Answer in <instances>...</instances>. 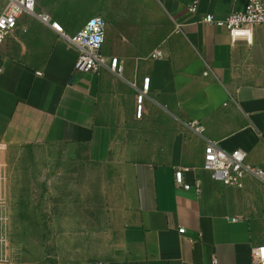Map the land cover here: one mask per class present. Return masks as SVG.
I'll use <instances>...</instances> for the list:
<instances>
[{
    "label": "crops",
    "instance_id": "obj_1",
    "mask_svg": "<svg viewBox=\"0 0 264 264\" xmlns=\"http://www.w3.org/2000/svg\"><path fill=\"white\" fill-rule=\"evenodd\" d=\"M193 1L36 0L70 35L103 16V52L119 58L122 73L108 65L76 72L78 48L36 17L20 16L0 47V142L59 146L101 171L94 208L60 230L90 234L79 247L0 264H255L264 182H219L204 168V153L213 140L264 165V25L252 43L234 40L203 16L225 18L247 0H199L197 12ZM178 170L190 189L177 186Z\"/></svg>",
    "mask_w": 264,
    "mask_h": 264
},
{
    "label": "rangeland",
    "instance_id": "obj_2",
    "mask_svg": "<svg viewBox=\"0 0 264 264\" xmlns=\"http://www.w3.org/2000/svg\"><path fill=\"white\" fill-rule=\"evenodd\" d=\"M2 159L8 220L0 252L8 259L45 260L69 243L79 247L90 234L60 230L64 220L79 224L94 208L95 173L101 169L54 145L8 146Z\"/></svg>",
    "mask_w": 264,
    "mask_h": 264
},
{
    "label": "built area",
    "instance_id": "obj_3",
    "mask_svg": "<svg viewBox=\"0 0 264 264\" xmlns=\"http://www.w3.org/2000/svg\"><path fill=\"white\" fill-rule=\"evenodd\" d=\"M199 0H194L189 9L197 12ZM29 14L36 17L42 24L52 28L63 39L78 48V56L75 62V71L88 73L99 71L104 66H110L118 73H122L123 67L118 57H107L103 52L106 37L107 21L103 16H95L88 20L84 28L78 33L70 35L63 24L55 19L52 14L38 10L36 0H6L0 13V47L6 42L9 34L15 30L21 15ZM203 21L209 24L225 27L234 40L241 38L252 43L254 29L264 25V0H247L242 10H234L225 18H218L213 13L203 16ZM153 57H162V52H154ZM208 73V71H207ZM151 77L144 78L142 93L138 95V116L143 113V100L150 88ZM197 131H203L200 124H196ZM264 137V135H263ZM8 145L0 142V242H4L7 231L6 208V164L2 159ZM247 153L241 148L227 151L217 141H209L204 153V168L209 170L215 180L226 185L244 186L245 179L249 176L256 177L264 182V165H253L246 161ZM177 186L190 189L191 184L185 182L183 170L176 172ZM182 234L186 228L179 229ZM255 264H264V244L252 249ZM7 256L0 252V261L7 260ZM214 264H218L217 258Z\"/></svg>",
    "mask_w": 264,
    "mask_h": 264
}]
</instances>
